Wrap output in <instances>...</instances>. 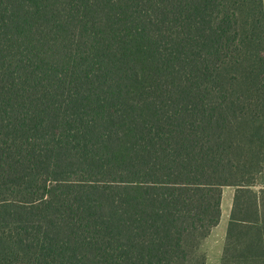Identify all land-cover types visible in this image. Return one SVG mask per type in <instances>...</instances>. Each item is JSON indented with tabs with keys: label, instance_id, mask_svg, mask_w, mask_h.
I'll use <instances>...</instances> for the list:
<instances>
[{
	"label": "trees",
	"instance_id": "16d2710c",
	"mask_svg": "<svg viewBox=\"0 0 264 264\" xmlns=\"http://www.w3.org/2000/svg\"><path fill=\"white\" fill-rule=\"evenodd\" d=\"M264 0H0V264H264Z\"/></svg>",
	"mask_w": 264,
	"mask_h": 264
},
{
	"label": "rangeland",
	"instance_id": "374dc122",
	"mask_svg": "<svg viewBox=\"0 0 264 264\" xmlns=\"http://www.w3.org/2000/svg\"><path fill=\"white\" fill-rule=\"evenodd\" d=\"M260 181L264 183V177ZM235 192L236 188L234 187L223 188L222 217L220 224L212 230L209 237L202 242L201 247L199 249V254L206 255V264H213L210 263L208 260V252H211V254L213 255L214 252L217 250L219 252L221 251V258H219V262L217 261V263L215 264H222V258L227 237V228L229 224Z\"/></svg>",
	"mask_w": 264,
	"mask_h": 264
},
{
	"label": "crops",
	"instance_id": "0c3cea01",
	"mask_svg": "<svg viewBox=\"0 0 264 264\" xmlns=\"http://www.w3.org/2000/svg\"><path fill=\"white\" fill-rule=\"evenodd\" d=\"M201 247V246H200ZM219 258H221V251L219 252L218 250L214 252V254L212 255L211 252H208V260L210 263H217V261L219 262Z\"/></svg>",
	"mask_w": 264,
	"mask_h": 264
}]
</instances>
